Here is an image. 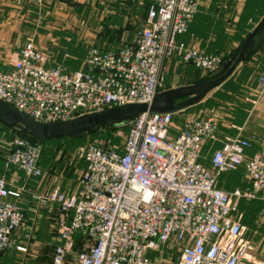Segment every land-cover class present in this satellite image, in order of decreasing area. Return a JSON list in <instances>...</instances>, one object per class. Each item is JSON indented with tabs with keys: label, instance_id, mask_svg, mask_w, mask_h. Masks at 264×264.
Listing matches in <instances>:
<instances>
[{
	"label": "built area",
	"instance_id": "obj_1",
	"mask_svg": "<svg viewBox=\"0 0 264 264\" xmlns=\"http://www.w3.org/2000/svg\"><path fill=\"white\" fill-rule=\"evenodd\" d=\"M199 5L200 0H151L134 41L91 47L75 70L47 65L50 55L28 39L12 67L0 70V100L48 122L150 102L163 84L165 59L173 54L214 75L224 62L219 54L177 39ZM258 80L264 89V70ZM174 113L139 114L75 147L72 155L84 162L78 188L33 194L38 206L58 209L51 264H64L68 255L75 264H170L163 248L171 244L180 252L178 264H264L254 259L235 214L239 199L264 201V149L249 156L247 139L225 136L207 166L205 146L219 139L216 118L187 112L172 136ZM6 144V166H16L26 179L43 174L41 141L17 135ZM241 166L248 186L221 188L220 174ZM22 191L8 189L0 176V255L11 247L26 251L13 238L24 224L17 203Z\"/></svg>",
	"mask_w": 264,
	"mask_h": 264
},
{
	"label": "crops",
	"instance_id": "obj_2",
	"mask_svg": "<svg viewBox=\"0 0 264 264\" xmlns=\"http://www.w3.org/2000/svg\"><path fill=\"white\" fill-rule=\"evenodd\" d=\"M148 1L0 0V70H8L12 67L19 48L28 39H31L37 48L50 55L47 65H59L68 70L80 68L83 59L80 57L84 55L82 45L85 40L94 42V38L102 37L74 30L76 10L93 9L95 5L103 4L104 8L111 9L109 11L112 16L107 24L109 29H112V27H124L125 21L128 22L131 18L134 5L139 7L147 5ZM263 15L264 0H200L199 8L186 32L178 35L177 39L205 53L223 54V61H226L241 46L247 34ZM250 16H257L256 22L250 24ZM122 36L123 34L121 38ZM109 39L110 35L107 34L103 40H100L103 43L105 40H112ZM251 43L242 61L221 84L212 89L199 103L173 115V123L169 130L172 136L177 135V127L182 124L183 116L187 112H201V115H213L216 118L219 139L205 146L207 166L211 151L221 145L225 136L238 135L247 139L250 146L246 149V153L249 156L264 149V89L258 80V76L264 70V42L256 51L251 50ZM164 66L163 82L165 74H168V77L165 86H161L159 91L195 84L209 77V74L191 63L183 62L175 54L165 59ZM54 143L62 144L58 147L64 154L71 151L67 148L66 140L51 141V145ZM40 160L41 157L39 165L43 174L26 179L23 171L16 166H6L4 155L0 153V176L4 178L7 188L23 189L17 203L23 211L24 224L14 232L13 238L16 245L26 246L24 252L15 247L5 250L0 255V264H51L54 246L58 243L56 230L58 209L55 206L52 208L38 206L33 194L53 189L70 193L78 188V181L72 179L73 175L70 173L59 172L56 164L41 163ZM66 162L68 167L73 165V172H76L74 166L76 163L71 161L70 156ZM83 166L84 162L80 160L79 171ZM238 170H241L244 176L243 166L236 171ZM219 186L230 190L221 180ZM247 186L248 182L245 179L243 185L239 187ZM9 200L15 201L12 197ZM259 201L262 202L260 207L262 212L264 201ZM29 232L30 239L25 237ZM244 237L249 239L248 236L244 235ZM75 240L76 248L80 249L82 246L80 237L76 236ZM249 240L252 242L251 253L254 259L264 260L260 259V254L256 257L254 253L257 249L254 246L256 243L254 244L253 239ZM164 251L166 247L163 248V254ZM70 258L71 256H66L64 264H75Z\"/></svg>",
	"mask_w": 264,
	"mask_h": 264
},
{
	"label": "water",
	"instance_id": "obj_3",
	"mask_svg": "<svg viewBox=\"0 0 264 264\" xmlns=\"http://www.w3.org/2000/svg\"><path fill=\"white\" fill-rule=\"evenodd\" d=\"M263 42L264 15L247 34L236 56L223 63L216 75L209 79L158 91L150 102L125 103L103 110L81 113L69 119L48 122L36 120L0 100V123L6 126L20 125L24 132L43 139L61 136L79 137L102 128L116 126L145 112L182 111L199 103L212 89L221 84L242 61L250 43L251 50L256 51Z\"/></svg>",
	"mask_w": 264,
	"mask_h": 264
},
{
	"label": "rangeland",
	"instance_id": "obj_4",
	"mask_svg": "<svg viewBox=\"0 0 264 264\" xmlns=\"http://www.w3.org/2000/svg\"><path fill=\"white\" fill-rule=\"evenodd\" d=\"M95 8H88L87 10L79 9L76 10L75 15L76 19L74 22H76V25L74 26L75 31H83L88 32L94 36H100L103 40L105 36L113 35L114 39L115 36L116 39L111 41L105 40L103 43L99 38H94V42H89V40H85L84 45H82L84 50V55L80 57L84 60L88 50L91 47L98 46V47H120L123 44L129 43L130 41H134V39L137 36V32L140 31L144 26V18L146 13V4L140 7L137 5H134V8L132 9L131 18L128 20V22L125 21L124 27L109 29L108 26V20L111 19L110 14L111 9L110 8H104L102 5H95ZM107 9V10H106ZM81 10H84L81 12ZM110 10V11H109ZM250 24L256 22L257 16L251 17L250 16ZM116 25V24H115ZM119 31V32H118ZM123 34L122 38L121 35ZM99 40V41H98ZM113 41V42H112ZM115 43V45L111 44ZM78 61V59H77ZM78 69V68H77ZM168 74H165V79L162 84V87L165 86L166 80H167ZM5 131H4V130ZM7 132V133H6ZM16 132V131H13ZM0 153L2 155L5 154L7 150V144L6 141L12 138L11 133L8 132V128L3 126L2 123H0ZM91 138L88 136L85 137H68V136H61V137H53V138H46V140L42 141L43 144V153L40 162H45L47 164H52L57 166L59 169L58 171H64L67 173H70L73 175L72 179H76V182L79 178V169L78 164L80 163V159L75 158L74 166L76 167V172H73V165L72 167H68L67 165V159L69 156H72L70 152H73V149L75 147H78L80 145L85 144L87 141H89ZM57 141L60 142L62 140H66L67 142V148H70L71 151L66 154L59 149L61 146V143L52 144L51 141ZM50 144V145H49ZM65 143L63 144V146ZM49 147V149H48ZM53 148V149H52ZM56 150V151H55ZM233 175L224 174L220 176V180L227 184L229 189L235 188L237 185L241 186L245 182V177L242 175V171L238 170L236 172H232ZM222 177V178H221ZM71 183H73L71 181ZM235 214L240 215L241 221L244 226V235L248 236L249 239L254 240V246L257 248L254 252L256 257H259L258 254L261 255L260 259H264V212H261L258 210V206L254 204L253 202L249 200H238L236 203V209ZM158 253L154 252L152 255H156ZM165 258H167L170 262V264H178L179 263V256L180 252L177 249V245L171 244L169 247H166V251H164Z\"/></svg>",
	"mask_w": 264,
	"mask_h": 264
},
{
	"label": "trees",
	"instance_id": "obj_5",
	"mask_svg": "<svg viewBox=\"0 0 264 264\" xmlns=\"http://www.w3.org/2000/svg\"><path fill=\"white\" fill-rule=\"evenodd\" d=\"M151 0H149L148 1V4H149V2H150ZM148 4L146 5L147 7H148ZM147 7H146V13H147ZM146 13H145V18H146ZM144 23H145V20H144ZM119 32V31H118ZM139 32V31H138ZM137 32V33H138ZM112 38H114V36L111 34L110 35V39L109 40H111ZM118 38V37H117ZM250 46V45H249ZM101 48H104V49H109V48H107V47H101ZM117 48V47H116ZM249 48V47H248ZM260 48V47H259ZM258 48V49H259ZM240 49V47L232 54V56L230 57V59H228V60H226V61H229V60H231L232 58H234L235 56H236V54L238 53V50ZM257 49V50H258ZM221 57H222V59H223V54H219ZM224 60V59H223ZM226 61H224L223 63H225ZM216 74H214V75H209V77H206L205 78V80L206 79H209V78H211V77H213V76H215ZM204 81V80H203ZM3 126H5V127H7L8 128V132L9 133H11V135H12V137H14V136H17V135H21V136H24V137H27L29 140H31L32 142H36V141H44V140H46V139H43V138H41V137H38V136H35V135H32V134H29V133H26V132H24L23 130H22V127L20 126V125H14V126H6V125H4V124H2ZM114 128V126H111V127H108V128H102V129H100V130H98V131H95V132H93V133H88V134H86V135H83V136H79V137H85V136H88V137H90V138H93V137H95V136H99V135H104V134H108L109 132H110V130H112ZM4 130V129H3ZM5 131V130H4ZM13 131H16V132H13ZM7 133V132H6ZM50 145V144H49ZM48 149H49V147H48ZM42 153H43V150H42ZM42 157V156H41ZM70 158H71V161L73 160V161H75V158L76 157H74L73 155L72 156H70ZM224 174H229V175H233V173L231 172V173H222V174H220V176L221 175H224ZM220 176H219V178H220ZM222 178V177H221ZM249 201H251V202H253L254 204H256L257 206H258V210H260V207H261V205H262V202H260L259 200H249Z\"/></svg>",
	"mask_w": 264,
	"mask_h": 264
}]
</instances>
